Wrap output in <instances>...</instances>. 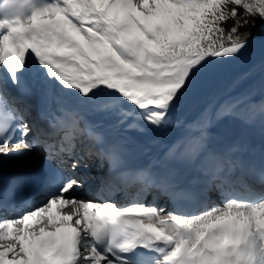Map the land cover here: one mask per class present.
<instances>
[{
  "label": "snow or ice",
  "instance_id": "obj_1",
  "mask_svg": "<svg viewBox=\"0 0 264 264\" xmlns=\"http://www.w3.org/2000/svg\"><path fill=\"white\" fill-rule=\"evenodd\" d=\"M0 264H264V0H0Z\"/></svg>",
  "mask_w": 264,
  "mask_h": 264
},
{
  "label": "bare ground",
  "instance_id": "obj_2",
  "mask_svg": "<svg viewBox=\"0 0 264 264\" xmlns=\"http://www.w3.org/2000/svg\"><path fill=\"white\" fill-rule=\"evenodd\" d=\"M260 56H261V53H260L259 49H254L243 60L239 61L234 66V70L237 72L244 71L248 67V65L251 63L259 64ZM259 78H260L259 73H257L255 78H254L257 85L259 84ZM97 189L100 190L99 187Z\"/></svg>",
  "mask_w": 264,
  "mask_h": 264
}]
</instances>
